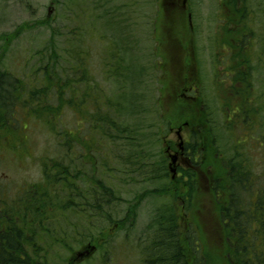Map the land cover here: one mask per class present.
<instances>
[{"label": "rangeland", "instance_id": "rangeland-1", "mask_svg": "<svg viewBox=\"0 0 264 264\" xmlns=\"http://www.w3.org/2000/svg\"><path fill=\"white\" fill-rule=\"evenodd\" d=\"M222 1L187 0L189 17L169 0H0L3 71L39 92L37 111L16 104L0 128V214L28 221L30 251L50 264H144L169 209L208 264H228L210 179L221 161L200 151L220 137L216 157L238 146L237 170L264 182V0ZM98 104L111 112L103 130ZM183 126L186 144L203 138L190 209L192 167L172 181L167 156ZM38 193L71 205L37 226L44 235L28 212Z\"/></svg>", "mask_w": 264, "mask_h": 264}, {"label": "trees", "instance_id": "trees-1", "mask_svg": "<svg viewBox=\"0 0 264 264\" xmlns=\"http://www.w3.org/2000/svg\"><path fill=\"white\" fill-rule=\"evenodd\" d=\"M2 67L3 65L0 63V128L6 126L5 122L10 124L13 120L12 113L18 110L16 104L23 107L31 106V108L33 107V111H37L36 108L34 109L35 104L30 103V101L34 102L35 98L39 97L38 91H32L30 94H27L25 86L21 81L12 74L4 72ZM48 67L50 68L48 71L52 77L51 81L54 79L55 84L58 86L57 90L63 89L60 85L63 80L59 76L58 70L51 68L50 65ZM56 74L58 76H54ZM86 80H90L88 75L85 76ZM65 85H69L68 87L74 86V91V83L69 81V84ZM51 86L53 87V85ZM90 98H92V95L87 93L82 98V106L86 105L87 100H90ZM115 106L116 104L109 102L104 108L112 111L115 115H121L119 110L113 111ZM118 106L120 107V105ZM62 109L61 105L57 109L49 108L48 111L50 114H55ZM101 112H103V109L101 104H98L97 122L102 128L101 130H103V127L111 126V116L108 115L111 112ZM169 126L171 129L173 124L170 122ZM104 134L107 135L106 132ZM194 135L198 136L196 143L187 144V147L191 150L193 165L198 166L194 156L197 152V147L201 146L199 141L202 142L203 138L198 134ZM210 140L207 143L208 147H206V150L204 151V146L200 153L203 154L205 152L212 162H215L216 159H218V162L221 161L220 169L217 172L213 169V175L210 179L211 192L216 196L220 224L223 228V234L226 236L227 263L264 264L263 179L258 178V176L250 178L247 175L248 171L241 173L238 171L239 169L237 170L238 165H235L237 159L234 150L238 146L232 148L231 154L224 152L220 158L219 156L216 157L217 151L219 152V149H223L224 147L219 141L220 137L219 140H216L212 135ZM211 166L213 165L211 164ZM188 171H190L186 173L190 179L187 186L188 193L183 196V200L188 204L189 208L192 207L198 187L195 185L197 175L193 173L196 171L191 169H188ZM222 171L224 172L222 173ZM63 187L70 189L66 185ZM29 193L30 191L25 192L26 195L28 194L27 197H30ZM37 196H39V200ZM175 197H180V193H176ZM48 198L46 194L42 196L38 193L32 197V202H30L33 204V208H30L27 205L28 203H26V209L30 208L28 212L33 215L31 226H34V229L32 235L36 233L44 235L46 231L37 227L40 223L49 222L52 218L56 220L58 218L56 217L58 211L62 210L65 213V211L67 212L71 209V205L69 204L60 206V204H56L54 201L48 200ZM169 211V209L159 211L161 219L156 223L158 231L154 238L155 247L149 250L150 253L147 256L150 258L145 260L144 264H208L205 256L202 255V247L196 232L189 229L186 234H181L177 216ZM14 215L7 213L4 216L0 214V264H50L47 261L49 258L42 257L37 252L33 253L29 250L28 246L30 244L33 246L32 239H25L26 234L29 233L26 228L29 223L28 221L17 222V217ZM155 255L157 256L154 257Z\"/></svg>", "mask_w": 264, "mask_h": 264}, {"label": "flooded vegetation", "instance_id": "flooded-vegetation-1", "mask_svg": "<svg viewBox=\"0 0 264 264\" xmlns=\"http://www.w3.org/2000/svg\"><path fill=\"white\" fill-rule=\"evenodd\" d=\"M170 1V6L172 8H174L175 13H178L179 15L183 16L188 14V16L190 17V13L188 12V5H187V0H169ZM230 2L234 1V0H229ZM224 3V0L222 1ZM225 4V3H224ZM226 6V4H225ZM223 11H226V7L225 9H223ZM227 32V28L225 30V33ZM241 110V109H240ZM185 126H188V124H185ZM184 126L180 127L177 131V137L179 142L178 143H167V156L170 158V160L172 161V163H170V170H172V173L175 172L176 170V174L173 173L172 175V181H174L177 172H179V170L182 168V164L186 163L189 166H191V170H194L197 172L198 170V166H194L192 163V153L191 150L188 149L187 144L183 138L182 133L184 132ZM171 131L172 130L171 128ZM173 159H175V165L177 166V169L174 168L173 165Z\"/></svg>", "mask_w": 264, "mask_h": 264}, {"label": "water", "instance_id": "water-1", "mask_svg": "<svg viewBox=\"0 0 264 264\" xmlns=\"http://www.w3.org/2000/svg\"><path fill=\"white\" fill-rule=\"evenodd\" d=\"M173 164H175V159H173ZM175 172H176V170H175ZM175 172H174V173H175ZM80 256H81V254H80Z\"/></svg>", "mask_w": 264, "mask_h": 264}]
</instances>
